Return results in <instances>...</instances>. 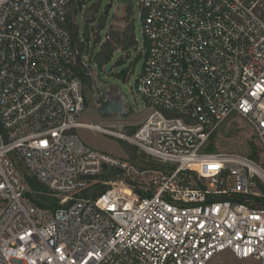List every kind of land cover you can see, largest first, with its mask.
I'll use <instances>...</instances> for the list:
<instances>
[{"label":"built area","instance_id":"built-area-1","mask_svg":"<svg viewBox=\"0 0 264 264\" xmlns=\"http://www.w3.org/2000/svg\"><path fill=\"white\" fill-rule=\"evenodd\" d=\"M72 1L0 0V264H208L228 251L264 264V0H137L149 112L133 135L79 121ZM234 116L262 160L205 150ZM82 127L163 168L90 148ZM107 167L123 173L100 182ZM29 175L58 207L37 205ZM98 183V198L81 196Z\"/></svg>","mask_w":264,"mask_h":264},{"label":"rangeland","instance_id":"rangeland-1","mask_svg":"<svg viewBox=\"0 0 264 264\" xmlns=\"http://www.w3.org/2000/svg\"><path fill=\"white\" fill-rule=\"evenodd\" d=\"M90 5L91 2L87 3L86 8L83 9L78 18V23L81 25V34L84 36V33L86 35L87 31H89L91 35L90 41H88L90 52L85 55V60H89L92 55L95 56L96 53L99 52V47L102 44L99 39L104 41L107 40L109 36L111 37V33H122L126 29L128 19L134 23V33L137 40L135 47L129 51L117 50L113 60L103 69H99L97 65L92 64L93 69L98 71L100 78L104 82L112 83L120 87L122 93L127 97L130 103L131 112L122 117L116 114H100L94 102V89L90 71L88 72L91 79L90 85L83 83L86 107L80 115L79 121L84 124L100 125L125 135H131L130 131L133 128L137 129L149 112V108L143 98L136 91V80L143 71L145 54L147 51V49H145L146 38L143 31V12L137 0H103L100 11L98 13H91L95 16L94 23L88 25L86 16L90 14L88 11ZM101 16H104L106 19V27L100 34H96L93 31L97 27L98 18ZM116 62H125L126 64L111 70ZM122 73L125 74V78L119 76ZM233 129L238 130L239 135V140L237 139L234 142L227 138ZM76 132L81 140L90 148L115 158L128 161L137 169L128 153L125 151L122 139L85 127L78 128ZM246 141L251 143L257 142L256 135L245 121L237 118L228 122L223 127L216 136L215 144L219 152L241 154V150L248 147ZM140 153L139 151V154ZM150 175L151 174L148 176ZM208 264H261V262L254 258L239 260L228 251L213 258Z\"/></svg>","mask_w":264,"mask_h":264},{"label":"trees","instance_id":"trees-1","mask_svg":"<svg viewBox=\"0 0 264 264\" xmlns=\"http://www.w3.org/2000/svg\"><path fill=\"white\" fill-rule=\"evenodd\" d=\"M91 2V5L89 8V15L86 16V22L88 25L94 23L95 16L91 13H98L100 11V8L102 7L103 0H73L69 10L68 15L65 23V29L69 32L73 39L74 46L78 49L80 59L78 60V63L75 67V74L82 80L83 83L90 85L91 79L89 77L88 72L90 70L87 68V65L95 64L99 69H103L106 65H108L114 58V55L117 50H123V51H129L133 47L136 46L137 40L134 33V23L131 22L129 19L127 20V26L126 29L122 32H116L111 33V37L109 36L107 40L102 41V39H99L102 44L99 47V52L96 53L95 56L90 57L89 60L85 61V55L89 54V47H88V41H90L91 35L89 34V31H87L86 35L84 33V36L81 34V25L78 23V18L80 13L83 11L84 8H86L87 3ZM97 27L94 29V33L100 34L101 31L105 30L106 27V19L104 16H101L97 20ZM115 40V41H113ZM98 41V42H100ZM145 48H149V42L145 39ZM120 77L125 78V74L122 73L119 75ZM86 99V97H85ZM241 119L237 116H234L230 118L224 126L235 119ZM243 120V119H241ZM244 121V120H243ZM222 126L217 132H215L212 137L210 138V141L208 145L206 146L205 150L209 152H217V146L215 144L216 136L219 134V132L223 129ZM137 129L133 128L130 133L133 135ZM228 139L232 140L233 142L235 140H239L238 130L233 129L231 130L230 134L227 136ZM124 142V149L128 153L131 161L134 163V165L140 170H159L163 168V165L153 160L151 157L147 156L144 153L139 154L138 148L135 146ZM247 142V141H246ZM248 147L243 148L241 150V154L248 156L252 160L260 161L262 160V149L259 146L258 142L255 141V143L247 142ZM123 173L122 170L118 168H109L107 167L104 171V173L99 176L100 182H109L111 180H117L120 178L121 174ZM28 182L32 190L37 191L39 193H44V195H37V199H35V202L37 205L41 207H47L48 204H51L54 208L58 207V200L47 195L49 192V189L42 185L35 177L28 176ZM107 185L103 183H98L94 187L84 191L82 193V197L89 198H98L102 193H104L107 190Z\"/></svg>","mask_w":264,"mask_h":264},{"label":"water","instance_id":"water-1","mask_svg":"<svg viewBox=\"0 0 264 264\" xmlns=\"http://www.w3.org/2000/svg\"><path fill=\"white\" fill-rule=\"evenodd\" d=\"M125 62H116L111 70L125 65ZM91 71L94 89V102L98 112L103 115H119L120 117L131 112V106L127 97L122 93L120 87L112 83L104 82L98 71L92 65H87Z\"/></svg>","mask_w":264,"mask_h":264}]
</instances>
